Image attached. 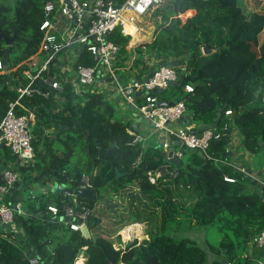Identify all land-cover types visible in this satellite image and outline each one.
I'll return each mask as SVG.
<instances>
[{
  "label": "trees",
  "instance_id": "16d2710c",
  "mask_svg": "<svg viewBox=\"0 0 264 264\" xmlns=\"http://www.w3.org/2000/svg\"><path fill=\"white\" fill-rule=\"evenodd\" d=\"M46 1L0 0L2 30L7 36L16 35L12 45L0 39V57L8 61L0 71L2 114L17 98L19 81L26 83L23 71L40 50ZM157 13L162 19L153 40L146 43L149 57L141 71L166 63L177 66L182 77L177 82L183 84L171 83L154 95L160 100H184L198 124L193 130L214 125L221 139L211 141L208 153L180 147L184 164H174L159 142L144 146L136 139L133 122L119 116L115 99L101 88L85 86L76 92L69 80L58 96L24 97L39 116L33 139L36 159L24 177V187L18 186L10 197L25 205L26 214L16 216L18 231L0 225V264H30L33 256L40 264H75L81 254L89 264L95 249L106 264L249 263V258L238 255V248L250 245L254 252L255 235L264 230L263 188L231 162L230 142L235 128L240 147L264 154V41H260L264 14L248 13L241 0H168ZM111 39L121 45L113 68L117 75H126L123 69L141 49L128 48L131 36L121 26ZM204 45L215 52L205 55ZM152 59L154 64L146 63ZM77 63H92L87 50ZM186 84L193 85V91L186 90ZM136 101L142 104V95ZM50 128L52 133H45ZM5 150L0 167L15 159ZM175 169L176 177L168 175ZM152 170L161 174L155 183L148 178ZM226 175L235 181H227ZM83 176L97 200L56 191L55 185L79 187ZM186 189L196 197L190 205ZM21 191L28 193L21 196ZM101 195L110 202L101 200ZM80 201L93 209L86 221L92 237L72 230L62 219L64 206ZM50 204L58 206L57 215L48 210ZM182 217L195 226H217L221 239L207 250L190 236L172 233L171 224ZM137 222L147 224L148 237L117 247L116 233ZM257 249L260 254L262 249Z\"/></svg>",
  "mask_w": 264,
  "mask_h": 264
},
{
  "label": "built area",
  "instance_id": "2783aa9c",
  "mask_svg": "<svg viewBox=\"0 0 264 264\" xmlns=\"http://www.w3.org/2000/svg\"><path fill=\"white\" fill-rule=\"evenodd\" d=\"M164 0H47L44 5L45 18L40 29L43 34L39 52L28 62L23 71V79L16 87L17 98L10 102L7 111L0 112V158L9 150L15 159H7L0 177V225H5L13 231H18L16 216L26 214L24 203L19 200L12 202L13 191L24 184V177L35 163L36 150L33 144L38 113L28 107L23 98L26 96H40L50 98L58 96L64 91V83L71 81L76 92L81 88L92 86L101 88L108 79L117 81L119 92L127 103L136 106L143 117L151 121L161 141L160 147L168 153L174 148V156L183 159L181 148L176 149L178 141L185 143L190 149L208 153L213 139H221L222 133L214 127H206L202 131H195L190 126H172L179 118L187 113L184 100L172 105H159L160 99L154 95L158 90L177 82L181 75L178 67L166 63L162 64L146 78L134 79L122 84L113 68V62L119 55L121 45L111 39V33L121 26L123 33L136 37V31L144 16L151 14ZM162 19V16L159 17ZM127 26L134 31L128 32ZM141 55L148 58L147 45L139 43ZM83 48V49H82ZM88 51L92 57L91 64H78L77 59L83 51ZM63 55V56H62ZM54 68V70H52ZM6 69V62L0 57V71ZM126 69V67L124 68ZM191 84H186V90L193 91ZM140 92L143 103H137L136 93ZM227 110V114H231ZM227 129V126L225 127ZM45 133H52V128ZM136 139H139L137 136ZM174 139L177 140L174 143ZM5 159V158H3ZM140 161V159H139ZM245 173L246 167H240ZM173 177L178 170L170 172ZM161 174L158 170L148 172L150 182L155 183ZM227 181L234 182L235 178L226 175ZM83 187H91L87 176H83ZM63 220L72 230L79 231L86 223L93 209L83 202L65 205ZM48 210L57 215L58 206L50 204ZM70 218L72 220H70ZM122 234V233H121ZM127 240V239H123ZM120 240L117 247H122L126 241ZM255 245L264 249V230L255 235ZM86 256L81 254L75 264ZM37 256L30 259V264H40ZM227 264H236L228 261ZM264 264V263H263Z\"/></svg>",
  "mask_w": 264,
  "mask_h": 264
},
{
  "label": "crops",
  "instance_id": "0c3cea01",
  "mask_svg": "<svg viewBox=\"0 0 264 264\" xmlns=\"http://www.w3.org/2000/svg\"><path fill=\"white\" fill-rule=\"evenodd\" d=\"M159 7H157L151 14H148L142 18L141 23L139 24L140 30L136 31V33H135L136 37L134 39L131 38V40L128 44L129 49H134V51H135L137 48L139 49L138 45L140 42L147 43V42H150L151 40H153V38L156 34V31H157V22L161 21V20H159V17H161V15L157 13V9ZM153 14H157V16H156V18L158 19L157 22H156V20L153 19ZM149 23H152L153 29L150 32H148L147 36H145L144 38H140V35H142V31L144 32V29H146V27L149 25ZM139 53L140 52H136V53L134 52V54L130 58L129 65L126 67V69H123V71H125L126 75L119 74L117 76L118 81L120 83L126 84V83L131 82L134 79L146 78L154 70V69H149V70L141 71V68H144V66H145L144 63H145L146 59H142V58H144V57H142V55H140V57H139L138 56ZM133 57L134 58L137 57L138 59L140 58V60H138L137 63L134 65L132 64V61H131V59ZM154 61L155 60L152 59L151 61H149V60L146 61V63L152 65V63ZM128 67H130V68H128ZM125 77L127 79L126 83L121 82V79H125ZM100 87H101L102 91L106 92L110 97H113L115 99L116 104H117V108L119 111V115H121V117H123L124 120L133 122V124L136 128V131H137V136L143 142L144 146L154 144L155 142H159V144L161 145V141L158 137V132L155 130L153 123L151 121H149L148 119H146L145 117H143V115L141 114V112L139 111V109L136 106L126 102L124 97L119 92V85H118L117 81L108 79L107 83L100 85ZM187 114H188V112H187ZM190 122L192 123V126H191L192 128L198 126L197 123L193 122L192 117H191ZM171 125L172 126H187L184 123L179 122V121H177L176 123L175 122L171 123ZM45 131H46V129H45ZM240 139H241L240 134L238 133L237 129L234 128L231 132L230 160L237 168L246 167L247 170L251 169L253 176H254V179H258V181L261 183L262 187H264V172L260 170L261 169L260 166H264V154L263 155L259 154V156L262 157V159H263L262 161H259V159L256 158V154H251L245 148L240 147ZM180 147H181V145L178 143V147L176 149H178ZM232 151H235V152H232ZM260 172H262L261 175H260ZM55 186L57 187L58 185H55ZM184 192H185L184 196L187 200V204L188 205L192 204L195 201L196 197L193 196L194 201L193 200L190 201V200H188V198H189L188 196L191 195L190 192L187 189ZM263 195H264V189H263ZM186 219L187 218L182 217L177 222H173L171 224L170 231L172 233H175V234L179 233V231L181 229L180 228L181 224H183V223H185V226L188 225V227H189V225L191 226V224L195 225L194 221L191 222L190 220H186ZM137 223H140V222H137ZM140 224L142 225V223H140ZM177 226H180V227L178 228ZM195 227L200 229V226H195ZM252 252H253V250H252ZM253 254L250 258L252 260L256 258L255 254L254 255ZM259 256H261V252H260ZM86 259H87V257H86ZM224 263H226L225 260H224Z\"/></svg>",
  "mask_w": 264,
  "mask_h": 264
},
{
  "label": "rangeland",
  "instance_id": "374dc122",
  "mask_svg": "<svg viewBox=\"0 0 264 264\" xmlns=\"http://www.w3.org/2000/svg\"><path fill=\"white\" fill-rule=\"evenodd\" d=\"M167 1L168 0H166V1L164 0L162 5H160V7L163 6L164 3H166ZM241 1L244 4V6L246 7V11L248 13L257 11V12L264 14V0H241ZM156 16H157V14H153V19L156 20V22H157L158 19L156 18ZM187 16H188L187 13H183V17L186 18ZM159 20H161V19L159 18ZM139 30L140 29H138L137 31H139ZM146 31H148V30H146ZM260 41L261 42L264 41V31L260 34ZM136 59H138V58L137 57L132 58V64ZM142 59H145V58H142ZM136 61H138V60H136ZM154 63H155V61L152 64H154ZM119 116L121 117V115H119ZM121 118H123V117H121ZM256 158L259 159V161L263 160L262 157L259 156V154H256ZM260 168H261L260 170L264 172V166H260ZM43 191H45V190H43ZM27 193H28L27 191H21L19 195L23 196V195H27ZM188 197H189L188 200L194 201V197L192 195H189ZM177 227L179 228L180 226H177ZM109 228H110V226H109ZM125 228H127V227L125 226L122 229L120 228V230L116 233L117 241L124 239L123 235L121 233L123 232V230ZM180 228L181 229H180L179 233H177L178 236H190V237L194 238L200 246L204 247L207 250L211 244L216 245L222 236V233L219 231V228L217 226H200V229H199V228H196L195 225L191 224V226L189 225V227H188V225L185 226V223H183V224H181ZM147 229H148L147 224L142 223V228L140 229L141 230L140 232H136L137 231L136 230L131 237H128L127 240H123V241L128 242L129 240L135 239L134 237H136L139 240H143L144 238L148 237V233L146 232ZM85 249H87V247ZM238 252H239L238 255L241 256L242 260L243 259L245 260V258L250 259L252 254L255 253L256 258L253 260L250 259L248 264H263L264 263V257L259 256V249H257V246H255L254 252H252L250 245L249 246L248 245L247 246L246 245H240L238 248ZM89 264H106V261L104 260L102 255L98 253V250L95 249L92 252L91 260H90ZM244 264H246V262Z\"/></svg>",
  "mask_w": 264,
  "mask_h": 264
},
{
  "label": "water",
  "instance_id": "95a60500",
  "mask_svg": "<svg viewBox=\"0 0 264 264\" xmlns=\"http://www.w3.org/2000/svg\"><path fill=\"white\" fill-rule=\"evenodd\" d=\"M0 39H3L6 41V44L7 45H12L16 39V35H14L13 37H10V36H7L4 34L3 30H2V26L0 24ZM152 41V40H151ZM83 49V48H82ZM202 52L205 54V55H211L212 53L215 52V49L214 48H211L209 47L208 45H204L202 47ZM141 53L138 54V56L140 57ZM5 62L8 64V61L5 60ZM154 72V70L151 72V74ZM182 77H180L181 79ZM109 80H112V79H109ZM179 84H183V82H177ZM1 86V84H0ZM3 88H7V83L4 84V87ZM166 88H163L161 90H159V92H162L164 91ZM137 96L141 95L140 92H137L136 93ZM174 100H165V99H161L160 102H159V105H172L174 104ZM191 120V114H184L182 115L180 118H179V122H182L184 123L185 125L187 126H192V123L190 122ZM208 127H214V125H208ZM177 140L174 139V143H176ZM178 143L181 145V147L183 149H186V150H191L190 147H188L185 143H182L181 141H178ZM168 157L171 159V162L176 164H184V160L183 159H180L178 160L175 156H174V148L172 147V149L167 153ZM4 170V165H2L0 167V177H1V172H3ZM166 170V167H162V172ZM120 173L117 174V176H119ZM262 174V172H260V175ZM168 175H171L170 173H168ZM247 178L249 180H253L255 183H257V185L259 187H262L261 183L258 181V179H254V176H253V173H252V170L251 169H248V173H247ZM24 187V184H22V188ZM264 189V187H262ZM56 191L58 193H63V194H70V195H74V196H77V197H84V198H91L93 200H97L98 198V195L96 194L95 190L91 187H83V186H79V187H76V188H73V187H70V186H67V185H61L59 186L58 188L56 187ZM100 199L101 200H104L106 203H109L110 200L109 198H105V195H101L100 196ZM63 219V217H62ZM70 220H72L70 218ZM81 232L83 233L84 236L86 237H92V233L87 225V223H83L81 225V228H80ZM264 249L261 250V257H264Z\"/></svg>",
  "mask_w": 264,
  "mask_h": 264
},
{
  "label": "bare ground",
  "instance_id": "6f19581e",
  "mask_svg": "<svg viewBox=\"0 0 264 264\" xmlns=\"http://www.w3.org/2000/svg\"><path fill=\"white\" fill-rule=\"evenodd\" d=\"M152 29H153V25H152V23H149V25L146 27V29H144V32L142 31V35H140V38H144L145 36H147L148 35V32L151 31ZM146 30H148V31H146ZM127 31L128 32H133L134 29H133L132 26H127ZM141 228H142V225L140 223H134V224L128 225L127 228H125L123 230V232H122L123 238L127 239L128 237H131L136 230H137L136 232H140L141 231L140 230ZM134 238H136V237H134ZM78 264H84V260L83 259H80L79 262H78Z\"/></svg>",
  "mask_w": 264,
  "mask_h": 264
}]
</instances>
